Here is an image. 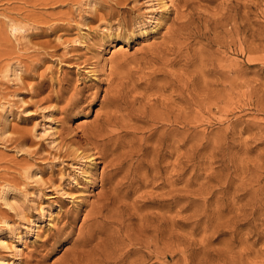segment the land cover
<instances>
[{"label":"rangeland","instance_id":"1","mask_svg":"<svg viewBox=\"0 0 264 264\" xmlns=\"http://www.w3.org/2000/svg\"><path fill=\"white\" fill-rule=\"evenodd\" d=\"M128 119L160 167L82 246L110 188L85 138ZM0 239V264H264V0H0Z\"/></svg>","mask_w":264,"mask_h":264},{"label":"bare ground","instance_id":"2","mask_svg":"<svg viewBox=\"0 0 264 264\" xmlns=\"http://www.w3.org/2000/svg\"><path fill=\"white\" fill-rule=\"evenodd\" d=\"M170 1V0H169ZM190 5V4H189ZM229 19V18H228ZM232 19V18H231ZM234 22V21H233ZM239 22V21H238ZM156 23H158V20H156ZM184 23V22H182ZM219 23V22H217ZM226 23V22H225ZM228 23H230L228 21ZM235 23V22H234ZM216 24V22H215ZM222 24V23H221ZM156 25V24H155ZM188 25V23H187ZM193 25V24H192ZM183 26V24H182ZM201 26V25H200ZM236 26V25H235ZM247 26V25H246ZM186 27V25H185ZM195 27V26H194ZM199 27V25H198ZM236 28H239V26H237ZM251 29V28H250ZM201 30H204V29H201ZM227 30V29H226ZM233 30V29H231ZM236 30V29H235ZM205 31V30H204ZM210 31V30H209ZM225 31V30H224ZM241 31V29H240ZM144 32V31H143ZM142 32V33H143ZM203 32V31H202ZM207 32V31H206ZM237 32V31H236ZM197 33H199V30L198 28H192L191 27V22L189 23V25L186 27V28H183V30L181 31V34H182V37L183 36H191V35H194ZM208 34V33H207ZM201 35V34H200ZM217 35V34H216ZM226 35V32L225 34ZM199 36V35H198ZM227 36V35H226ZM229 34H228V38H229ZM195 37V36H194ZM205 37V36H204ZM208 37V36H206ZM220 37V36H219ZM189 38V37H188ZM187 38V39H188ZM210 39V37H209ZM212 39V38H211ZM221 39V38H219ZM218 39V40H219ZM231 41H232V38H230ZM186 40V39H184ZM183 40V41H184ZM222 40H223V37H222ZM212 41V40H211ZM216 42V44L218 43L219 45L222 43L225 44V40L223 41H219L217 42V38L216 40L213 39V42ZM227 41V40H226ZM229 41V40H228ZM230 41V42H231ZM230 42L228 44H230ZM215 44V45H216ZM227 44V45H228ZM185 45V44H184ZM183 46V45H182ZM218 46V45H217ZM119 47H121V45H119ZM119 47L117 49H119ZM186 48V47H185ZM183 48V49H185ZM180 49V47H179ZM115 51V50H114ZM171 51V50H170ZM183 52V51H182ZM170 54H179L178 53V49H175L172 53ZM165 56L162 55V57ZM178 56V55H177ZM166 63H172L173 62V58H169V57H165L163 59ZM164 63V62H163ZM168 65V64H167ZM167 67V66H165ZM218 67V66H217ZM149 114V113H148ZM168 114V112L166 113ZM138 115V114H137ZM153 115V114H152ZM133 116V115H132ZM155 116V115H154ZM164 116V115H163ZM156 117V116H155ZM133 118V117H131ZM144 118V117H143ZM134 119V118H133ZM132 120V119H131ZM130 119H128L127 121H119V123H115V122H110V125L112 127H109L107 129H105L103 127L104 130H101L99 129L97 131V134H93L92 136L90 137H86L85 139L88 140V142H85L86 143H89L90 145V151L88 153V157L90 158V160L92 159H95V158H100V159H107L109 156V160L105 163L104 165V168H103V171H102V174H101V185L102 187H105L107 186V184L109 185L110 188H107L108 190L106 192H104V195L102 197V200H101V203L99 204V206L95 209L93 215L95 217V222L90 224V226L92 227H89L88 230H87V236L82 239L84 240H81L84 242V244H82V242H79V244L81 243L82 246L86 245L87 243H90L91 241L93 240H97L98 237H95V233H100L99 230H98V226H99V221L96 219L98 217H101V215L104 214V211H107V213H109L110 211V205L113 204L114 201H116L117 199V196L119 195V193L122 191L121 189L125 188V187H128L134 180L136 179H140L139 181L141 182V180L145 181L148 176L150 175L151 173V176H154L157 169H159L160 167V164H159V161H160V149H158L156 146H153L152 147V150H153V154L151 156L150 159L146 158L145 156V153L147 152H144V148H143V138L141 137L139 131L141 130V128L139 126H136L134 127V130H131V128L133 127L134 124L130 123L131 121ZM141 120V119H140ZM150 120V119H149ZM158 120V119H157ZM160 120V118H159ZM165 120V119H164ZM108 121V119L106 120ZM110 121V119H109ZM113 121V120H112ZM144 122V120H142ZM168 121V120H167ZM148 123V122H147ZM151 123V122H150ZM153 123V121H152ZM149 125V124H148ZM107 125H105L106 127ZM112 128V129H110ZM159 128V127H158ZM133 129V128H132ZM153 129V128H152ZM150 131V130H149ZM154 132V131H152ZM150 134V133H149ZM152 134V133H151ZM138 135H140V137H138ZM146 135V134H145ZM144 135V136H145ZM143 136V137H144ZM148 136H146L145 138V146H146V141L148 140L147 139ZM150 137V136H149ZM160 138V137H159ZM155 140H156V137H155ZM160 140V139H159ZM149 142V141H148ZM156 143V142H155ZM160 143V142H159ZM151 144V143H150ZM84 145H81L79 143V141H77V147L75 148V150L73 151H78L80 148H82V150L80 151V153H83L84 152V149H85V146L83 147ZM149 147V146H148ZM97 150L99 149L101 152H99L98 150L95 151V152H91L92 150ZM148 149V148H147ZM88 150V149H87ZM151 150V149H150ZM86 151V150H85ZM117 152V153H116ZM75 153V152H74ZM109 153V154H108ZM149 153V152H148ZM151 153V151H150ZM101 154V155H99ZM95 155V156H94ZM151 155V154H150ZM149 156V155H148ZM99 159V160H100ZM100 162V161H99ZM162 163V162H161ZM109 167V169H108ZM108 169V170H107ZM154 169V170H153ZM83 174H84V179L85 181H90L91 180V177L93 176L92 173H90L88 170H83L82 171ZM121 172H123L122 176L120 179L118 180H114L116 176H118ZM159 173V171H158ZM137 181V180H136ZM134 183V182H133ZM144 184V182H142ZM118 200V199H117ZM120 201V199H119ZM118 201V202H119ZM98 204V203H97ZM118 205V204H117ZM118 207V206H117ZM122 207V206H121ZM120 209V208H119ZM117 210V209H116ZM122 211V210H120ZM111 214V213H110ZM105 216V215H104ZM123 217V216H122ZM107 219L109 218L108 216L106 217ZM124 218V217H123ZM103 219V218H102ZM129 219V218H128ZM109 220V219H108ZM123 220V219H122ZM126 221V220H125ZM104 223V222H103ZM102 221H101V224H103ZM110 223L109 221H106V224ZM120 225V224H119ZM38 225H36L34 227V230L36 229ZM105 226V224H104ZM109 226V225H108ZM107 226V227H108ZM111 226V225H110ZM115 226V225H113ZM90 228H93V229H90ZM103 228V226H102ZM117 228V227H116ZM101 229V228H99ZM34 230H33V235L35 236L36 234L34 233ZM101 230H104V229H101ZM124 230V228H123ZM108 231V230H107ZM113 232V230H112ZM107 232H105L106 234ZM111 233V232H110ZM109 232L107 233L108 234V237ZM114 233V232H113ZM111 233L112 235H115ZM117 233V232H116ZM119 233V232H118ZM110 234V235H111ZM107 237V235H106ZM114 236H112L111 239H113ZM108 238L107 240L110 241L111 239ZM106 239V238H105ZM110 239V240H109ZM100 241V240H99ZM106 241V240H105ZM77 242V244H78ZM107 242V241H106ZM4 243V241H2L0 239V244ZM98 243V242H97ZM100 243V242H99ZM108 243V242H107ZM81 244L78 246L77 245V248L79 247V250L81 249L82 251L78 252L77 253V258H75L73 260V262L71 264H94L92 263V250L89 248L87 250H83ZM103 245L105 246V242L104 240L102 241V243H100V245ZM90 245V244H89ZM101 245V246H102ZM95 245H93L94 247ZM97 246V245H96ZM82 247V248H81ZM86 248V247H85ZM100 248V247H99ZM78 250V249H77ZM91 250V251H89ZM127 251V250H126ZM106 256V255H105ZM124 257V256H123ZM107 259V258H106ZM109 259V258H108ZM101 260V259H100ZM99 260V261H100ZM111 260V258H110ZM113 260V258H112ZM105 261V260H103ZM108 261V260H107ZM96 262V261H94ZM98 263V262H97ZM101 263V261L99 262ZM113 263V261H112ZM104 264V263H103Z\"/></svg>","mask_w":264,"mask_h":264}]
</instances>
